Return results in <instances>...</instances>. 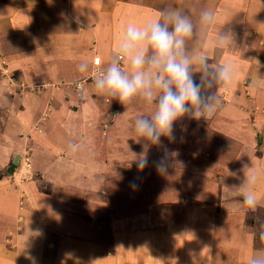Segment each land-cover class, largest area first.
<instances>
[{
  "label": "rangeland",
  "instance_id": "374dc122",
  "mask_svg": "<svg viewBox=\"0 0 264 264\" xmlns=\"http://www.w3.org/2000/svg\"><path fill=\"white\" fill-rule=\"evenodd\" d=\"M3 1L8 17L17 19L27 16L23 14L26 8L37 17L46 6L40 1L26 7L18 0ZM62 2L67 7L70 0ZM115 2L138 7L152 3L150 11L155 18L160 10L175 6L194 21L201 9H212L214 23L199 46L213 64L233 65L234 80L226 89L217 90L222 103L211 118L178 122L175 144L162 137L169 148L179 150L177 159L183 161V167L174 165L168 176H161L151 163L160 157L159 148L152 147L147 168L139 169L133 161V154L143 151L142 143L136 142L135 119L151 115V106L140 100L125 107L115 100L108 105L96 94L93 82H87L86 87L94 89L90 97L96 106L92 113L84 106L81 120L77 114L80 104H75L81 95L75 83L90 74L72 82L66 79V72L46 71L47 60L40 55L30 59L26 45L31 40L22 36L26 37L24 27L35 14L16 29L11 27L22 35L0 42L5 49L0 47V218L8 210L12 213L5 225V237L0 238L2 245L8 249L24 247L29 238L35 239L34 233L57 237L70 230L98 240L108 252L110 231L116 230L113 225L120 221L126 230L144 224L138 227L141 230L152 218L174 225L168 218L175 216L182 225L189 212L197 223L209 214L235 216L238 213L233 208L229 211L225 189L218 180L223 177L227 185L238 184L243 166L248 165L260 177L256 185L259 202L240 218L252 228L248 233L254 238V247L264 248V241L255 238L264 225V0ZM228 21L224 28L236 34L237 49L217 50L211 41ZM38 31L43 32L40 24L36 34ZM43 41V36L36 37L32 44ZM16 58L20 60L17 67ZM91 66L101 65L92 62ZM16 154L20 155L19 164L14 174H8L6 168ZM229 172H238V177ZM166 225L164 229L170 230ZM221 249L227 257L238 255L234 250Z\"/></svg>",
  "mask_w": 264,
  "mask_h": 264
},
{
  "label": "crops",
  "instance_id": "0c3cea01",
  "mask_svg": "<svg viewBox=\"0 0 264 264\" xmlns=\"http://www.w3.org/2000/svg\"><path fill=\"white\" fill-rule=\"evenodd\" d=\"M37 1L46 4L40 12L37 11V17L36 13L30 12L31 8H26L23 14L27 16L17 19L8 17L9 11L5 9L4 1L0 0V42L12 40L14 36L21 37V31L15 29L35 14L24 27L26 37L24 34L22 36L25 40H31V44L26 45L30 47V59L40 55L47 60L46 71L50 70V74L66 72V79L72 82L88 75L84 72V76H80L78 65L81 62L101 66L107 62L116 51L120 29L128 22L146 24L155 18L150 11L152 3L149 7H138L129 2L117 5L116 0H70L67 7L62 0H51V3L49 0H18V3L26 7L25 4L35 5ZM37 23L43 31H38L39 34L35 32ZM13 26L15 29H11ZM5 34L7 39L4 38ZM40 36L45 41L32 44V39ZM0 47L5 50L1 43ZM18 62L20 60L16 58L15 67ZM86 86L82 87L80 101L78 97L75 99V104H80L77 114L81 120L84 106L87 105L91 113L96 106L90 97L94 89ZM8 211L0 218V238L5 237V225L9 215H12ZM229 211H232V207H229ZM229 214L219 213L218 217L209 214V218L202 217L203 221L197 223L196 216L189 212L182 225L180 220L174 219L175 216L168 218L175 222L174 225H166L164 220L152 218L141 230L138 227L144 224L126 226L130 228L126 230L120 221L113 225L116 230L110 231L108 252L102 249L98 240L85 238L70 230L60 232L57 237L56 234L44 233V236H40L34 233L35 239L29 238L24 247L18 245L12 249L4 247L0 240V264H249L254 250L259 249L254 247V238L248 233L252 228L245 226V220L240 218L243 214ZM165 225L170 230L164 229ZM120 228L123 229L118 230ZM221 248L234 250L238 255L227 257ZM105 253H110L109 257H105Z\"/></svg>",
  "mask_w": 264,
  "mask_h": 264
},
{
  "label": "clouds",
  "instance_id": "9594fccd",
  "mask_svg": "<svg viewBox=\"0 0 264 264\" xmlns=\"http://www.w3.org/2000/svg\"><path fill=\"white\" fill-rule=\"evenodd\" d=\"M230 21L216 31L211 41L217 50L237 49L236 34L224 28ZM213 23L214 11L210 8L201 9L194 21L182 8L168 7L146 24L128 22L123 26L116 51L99 68H93L88 61L78 65L81 73L91 75L96 94L108 105L115 100L125 107L140 100L151 106V115H140L134 123L136 142L142 143L143 148L140 154H133L139 169L149 166L153 146L161 150L160 157L151 162L159 175L168 176L174 165L182 168L183 161L177 159L179 150L169 148L162 137L175 144L178 137L174 128L178 122L211 118L222 103L217 90L232 84L233 65L213 64L199 46ZM180 127L187 131L183 123ZM242 171V178L238 172H229L240 179L238 184L227 185L223 177L218 183L225 189L230 207L246 214L258 205L256 185L260 177L252 166L244 165ZM255 238L264 241V225ZM249 264H264V248L254 250Z\"/></svg>",
  "mask_w": 264,
  "mask_h": 264
},
{
  "label": "water",
  "instance_id": "95a60500",
  "mask_svg": "<svg viewBox=\"0 0 264 264\" xmlns=\"http://www.w3.org/2000/svg\"><path fill=\"white\" fill-rule=\"evenodd\" d=\"M19 160H20V155L19 154H16L14 155L12 161H11V165H9L7 168H6V172L8 174H14V171H16V167L18 166L19 164Z\"/></svg>",
  "mask_w": 264,
  "mask_h": 264
},
{
  "label": "built area",
  "instance_id": "2783aa9c",
  "mask_svg": "<svg viewBox=\"0 0 264 264\" xmlns=\"http://www.w3.org/2000/svg\"><path fill=\"white\" fill-rule=\"evenodd\" d=\"M93 68H96V66ZM87 82H93L94 83L91 75H89L87 78L81 79L79 82L75 83L76 84L75 87L77 88L79 93L82 91V88L78 87V85L82 84L84 86L85 84H87Z\"/></svg>",
  "mask_w": 264,
  "mask_h": 264
},
{
  "label": "trees",
  "instance_id": "16d2710c",
  "mask_svg": "<svg viewBox=\"0 0 264 264\" xmlns=\"http://www.w3.org/2000/svg\"><path fill=\"white\" fill-rule=\"evenodd\" d=\"M248 222H249V223H248L249 225L253 226V225H252V221H248Z\"/></svg>",
  "mask_w": 264,
  "mask_h": 264
}]
</instances>
